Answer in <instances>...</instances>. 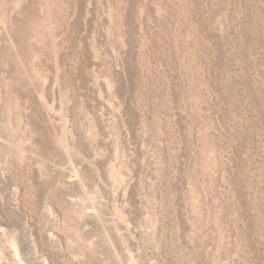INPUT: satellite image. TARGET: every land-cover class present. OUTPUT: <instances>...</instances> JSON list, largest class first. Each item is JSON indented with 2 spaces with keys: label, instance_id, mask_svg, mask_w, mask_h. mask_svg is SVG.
<instances>
[{
  "label": "rangeland",
  "instance_id": "1",
  "mask_svg": "<svg viewBox=\"0 0 264 264\" xmlns=\"http://www.w3.org/2000/svg\"><path fill=\"white\" fill-rule=\"evenodd\" d=\"M256 170L264 0H0V264H264Z\"/></svg>",
  "mask_w": 264,
  "mask_h": 264
},
{
  "label": "bare ground",
  "instance_id": "2",
  "mask_svg": "<svg viewBox=\"0 0 264 264\" xmlns=\"http://www.w3.org/2000/svg\"><path fill=\"white\" fill-rule=\"evenodd\" d=\"M3 147V146H2ZM7 147V146H6ZM4 149V147H3ZM2 151V150H1ZM3 156V153H1ZM256 168H260L258 165ZM255 179H254V195H253V206L255 211V219L257 221V230L264 227V192H260V183L261 179L259 178V171L256 170L255 172ZM264 188V184L262 183Z\"/></svg>",
  "mask_w": 264,
  "mask_h": 264
}]
</instances>
